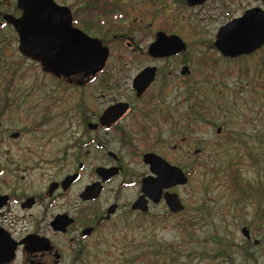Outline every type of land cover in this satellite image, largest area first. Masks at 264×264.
<instances>
[{
    "label": "flooded vegetation",
    "instance_id": "af4514ba",
    "mask_svg": "<svg viewBox=\"0 0 264 264\" xmlns=\"http://www.w3.org/2000/svg\"><path fill=\"white\" fill-rule=\"evenodd\" d=\"M13 1L14 14L0 13V30H13L20 53L18 34L4 19L23 15ZM53 1L71 11L73 28L98 39L82 30L76 18L83 2ZM211 1L219 4L223 0L202 4L185 0L183 6L194 10ZM177 6L178 1H173L172 9ZM221 11L213 5L206 16L216 18ZM252 11L264 13V0H248L240 14L227 11V21L217 29L203 57L190 54L178 32L183 17L174 18L165 11L166 20L160 18L153 31L155 40L145 52L128 43L133 56L143 52L142 56L155 63L140 67L132 76L128 74L132 65H109L110 52L107 64L97 72L61 76L46 72L37 63L42 74L59 87L34 82L21 90L14 82L0 81V264H106L112 255L109 249L128 247L132 242L136 246L137 240L130 236L133 230L140 233L137 245L141 249L157 248L156 230L163 220H176L186 210L183 205L182 213L172 212L168 197L177 195L183 204L178 191L191 184L195 166L209 169L214 165L198 146L200 142L196 143L212 124L209 95L205 100L198 85L220 89L225 75L231 77L239 61L249 56H224L215 46L218 34ZM102 21L97 20L95 26L105 25ZM190 29L186 33L193 37ZM159 34L180 38L186 49L175 55L152 56L149 50ZM150 76V85L140 87ZM168 83L187 92L184 98L177 93L180 102L174 108L163 104L162 88H168ZM40 89H45L42 96ZM8 120L18 129L4 132ZM224 131L219 127L217 135L224 136ZM165 148L170 153H164ZM162 161L181 169L188 182L169 188L157 184L162 179L169 182ZM248 231L250 239L246 240L251 241ZM150 233L155 239L152 243L147 240ZM151 255L157 257L158 252Z\"/></svg>",
    "mask_w": 264,
    "mask_h": 264
},
{
    "label": "rangeland",
    "instance_id": "374dc122",
    "mask_svg": "<svg viewBox=\"0 0 264 264\" xmlns=\"http://www.w3.org/2000/svg\"><path fill=\"white\" fill-rule=\"evenodd\" d=\"M58 1L67 4L83 2L76 9V18L81 29L90 36L100 39L110 50L109 65L121 67L125 64L132 65L128 68L131 70L128 73L130 76L140 67L155 63L142 56L143 52H137V57L133 56L134 54L129 51L132 47H129L128 43L145 52L155 40L153 31L157 28V24L162 18L166 20L163 15L165 11L173 13L176 9L178 13L176 14L175 10L173 17H183L182 25L178 24V32L182 33L190 54L203 57L204 51L209 47L208 44L214 42L217 29L227 21L226 12L240 14V7H245L248 2V0H223L215 4L211 1L202 6L203 8L191 10L183 6L185 0H99L100 2L96 1V3L93 2L95 0ZM173 1H178L175 9L171 7ZM223 4L227 7L225 10ZM213 5L218 6L222 11L221 15L216 13L217 17L210 19L209 15L206 16V10ZM96 6L100 8L110 6L111 12L108 16H97ZM15 10L13 0H0L2 15L14 14ZM112 14H123L124 18L115 19ZM97 20L98 22L104 20L106 23L96 27ZM186 29L193 30V37L186 33ZM161 65L166 67L165 64ZM167 70L169 71L170 68L168 67ZM0 81L14 82L21 90H25L34 82H38V85L43 87L60 86L52 84L54 81L42 74L41 67L37 63L25 59L18 52V41L11 28L0 30ZM160 83L156 86L157 90L161 88ZM168 86L162 88L165 99L163 104L167 108H174L180 102L177 93H181L184 98L187 97V92L177 88L174 83H168ZM205 86L199 83L198 90L205 100V95H209L206 101L210 102L212 124L205 135L200 134L196 143L200 142L198 146L205 150L204 155H209L214 165L209 169L196 165L191 184L179 189V196L186 210L184 209L183 214L176 220H163L162 227L156 230V249H147V247L141 249L137 245L141 240L140 233L133 230L130 236L137 240L136 246L132 245V242L128 247L109 249L108 252L110 251L112 255L106 264H149L148 262L154 260L161 263L166 257H168L167 261L171 262L172 252H179V256H174L178 258L177 264H229L230 262L264 264V221L259 223L256 217L260 209L264 208V204L258 206L259 204L254 202L258 197L252 193L253 203L249 199L247 202L241 201L242 203L238 205L227 182L232 173H236L244 184L264 182V48L242 58L235 73L231 77L225 75L220 89L212 85V87ZM44 90L40 89L41 96ZM218 90L222 93L217 94ZM217 98L220 100L219 103L216 102ZM5 122L4 132L18 129L15 123L9 120ZM219 127L225 130L224 136L217 135ZM7 135L5 134V138ZM166 138L167 134L163 135V140ZM233 138L235 141L231 140ZM163 152L168 154L170 150L165 148ZM247 154H252L253 157ZM253 161L257 163L254 165ZM211 168L215 169L214 174H211ZM181 219H187L194 225L187 228L183 226ZM245 227L251 231V241H247L241 232ZM186 230L190 234L194 233L196 242L194 239L189 240V245L183 242L189 237L184 232ZM149 235L153 234H147V240L152 243L155 239ZM255 240L259 241L257 246L254 245ZM154 250L158 252L157 257L151 255ZM201 251L206 253L204 257L197 255V253L201 254ZM224 255L230 262L223 259Z\"/></svg>",
    "mask_w": 264,
    "mask_h": 264
},
{
    "label": "water",
    "instance_id": "95a60500",
    "mask_svg": "<svg viewBox=\"0 0 264 264\" xmlns=\"http://www.w3.org/2000/svg\"><path fill=\"white\" fill-rule=\"evenodd\" d=\"M16 1L23 15L18 19L8 15L4 19L13 25L17 32L19 51L23 57L39 63L48 73L61 76L87 71L97 72L107 64L110 50L103 46L100 40L92 39L72 27V13L68 8L56 5L53 0ZM203 2L204 0H194L196 4ZM57 26L61 29L54 32L53 29ZM215 46L224 56L232 58L252 55L260 50L264 47V13L249 12L243 18L223 27ZM185 49L186 45L180 38L159 34L149 51L154 57H164L178 54ZM152 78L153 76L145 77L139 84L140 87L149 86ZM162 164V172L167 175L169 172L168 181L171 182L165 184L166 179H162L157 180V184L162 182L165 188H169L188 182L181 169L170 167L164 161ZM168 205L174 213H181L185 209L177 195L168 197ZM241 232L246 239H250L247 228ZM258 244L259 241H256L255 245Z\"/></svg>",
    "mask_w": 264,
    "mask_h": 264
},
{
    "label": "trees",
    "instance_id": "16d2710c",
    "mask_svg": "<svg viewBox=\"0 0 264 264\" xmlns=\"http://www.w3.org/2000/svg\"><path fill=\"white\" fill-rule=\"evenodd\" d=\"M96 1H99V0H95L93 2L96 3ZM100 2V1H99ZM98 3V2H97ZM100 5V3H99ZM101 6V5H100ZM100 6H96L95 7V11L97 12V16H108L111 12V10L109 9L110 6H108L109 8H100ZM113 16H115V19H123L124 16L123 14H112ZM248 155V154H247ZM250 157H253L252 154L248 155ZM254 162V165L257 163L256 161H253ZM211 174H214L216 171L214 168H211L210 170ZM227 182L229 183V187H230V191H231V194L234 198H236L235 203H237L239 205V203H242L241 201L243 202H247L249 199V201H253L252 200V196L251 194H255L257 198V201H254V202H257V204H259L258 206H260V204H264V182L260 181V182H257V183H250V182H247V183H243V181L239 178V176H237L236 173H232L229 177H228V180ZM259 199V200H258ZM253 203V202H252ZM260 213L257 214L258 216H256L259 220V223L263 222L264 221V208L263 209H260ZM181 223L183 224V226L189 228L191 226L194 225V223H191L189 220H185V219H181ZM253 227V226H251ZM189 230V229H188ZM185 234H188L189 237H188V240H184L183 242L186 243V245H189L190 241L189 240H193L194 239V242H196V238H195V235L194 233L190 234L187 230L184 231ZM188 232V233H187ZM213 251H214V248H212ZM245 250L248 251V248L245 247ZM202 253L198 254L200 257L201 255L204 257V255H206V253H204L203 251H201ZM179 252H172V255L170 256V260L171 262H168V257L164 258V260H162L161 263H159L158 260H154L153 262H148L149 264H173L176 262L177 264V261L178 258L174 257V256H179L178 254ZM196 254V253H195ZM245 256H248L247 254H245ZM145 258V257H144ZM146 259V258H145ZM156 259V258H155ZM223 259L228 262V258H226V255L223 256ZM145 262V261H144ZM230 262V261H229ZM229 264H233V263H229Z\"/></svg>",
    "mask_w": 264,
    "mask_h": 264
}]
</instances>
